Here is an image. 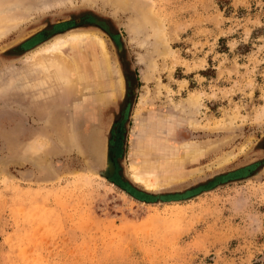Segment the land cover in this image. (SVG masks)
Instances as JSON below:
<instances>
[{
	"label": "rangeland",
	"instance_id": "1",
	"mask_svg": "<svg viewBox=\"0 0 264 264\" xmlns=\"http://www.w3.org/2000/svg\"><path fill=\"white\" fill-rule=\"evenodd\" d=\"M69 2L24 0L29 19L0 38V264H264V0ZM84 16L105 23L117 42L79 25ZM54 29L61 32L44 35ZM84 30L104 40L123 95L117 85L115 100L103 89L106 102L96 94L82 106L52 99L50 121L28 99L33 84L7 76L54 38ZM140 99L143 117L158 121V139L178 157L186 144L212 143L176 170L180 180L153 192L128 174ZM55 116L72 122V145L54 133ZM106 144L118 180L152 195L182 194L243 168L248 176L142 203L93 172L104 167Z\"/></svg>",
	"mask_w": 264,
	"mask_h": 264
},
{
	"label": "bare ground",
	"instance_id": "2",
	"mask_svg": "<svg viewBox=\"0 0 264 264\" xmlns=\"http://www.w3.org/2000/svg\"><path fill=\"white\" fill-rule=\"evenodd\" d=\"M69 3L72 4V0ZM24 7V0H0V38L9 33L12 28L29 19V16L23 12ZM52 7V4L45 5L41 10L45 13ZM84 31H71L64 36L54 38L23 60L27 69H15L13 74L7 76L6 82L8 81L9 84L18 81H22L26 85L33 84L34 97L36 102L41 104L40 112L37 114H44L47 110L50 113V121H53L54 112L49 110L51 105L48 103V98L53 99L55 104L66 102L69 99L76 106H82L86 104L91 95L96 94L98 96L96 100L106 102L108 99L103 89L109 86L112 91L109 99L115 100L118 97L117 85L120 88V95H118H123L122 75L118 68L113 70L104 40L95 32ZM88 66L93 68L95 79L89 77ZM114 74L118 77L116 82L111 80ZM144 80H149L148 73L144 75ZM40 98L45 102L41 103L43 100ZM194 102L190 103L193 107ZM138 106L134 116L136 124L131 136L134 140V150L129 156L128 174L134 183L146 191H158L180 180L176 170L186 162H194L203 156L212 143L203 142L204 144H200L199 147L195 144H186L183 146L182 156L178 157L176 152L168 150V147L158 139L160 133L158 121H154L152 124L143 117L144 102L142 99ZM35 121L37 120L35 119ZM57 122L60 125L58 127L56 126ZM53 124L56 126L54 133L57 135L59 132L63 136L61 137L65 138V142L71 144L74 138L72 122L69 120L65 122L63 118L55 116ZM165 131L171 132V127L168 126ZM34 151L39 150L37 148ZM228 161L229 158H224L218 165ZM171 172H174L175 175Z\"/></svg>",
	"mask_w": 264,
	"mask_h": 264
},
{
	"label": "water",
	"instance_id": "3",
	"mask_svg": "<svg viewBox=\"0 0 264 264\" xmlns=\"http://www.w3.org/2000/svg\"><path fill=\"white\" fill-rule=\"evenodd\" d=\"M84 24H94L97 28H99L100 30H102L103 32H105V34L109 35L111 37L112 40H114L115 42H117L116 37L112 36L109 33L108 30V26L103 23V22H99L98 20L91 18L89 16H84L83 18H81L79 25H84ZM63 26L65 27H70V26H76V24L74 23H65ZM61 32L58 29H54L52 31H48V32H44L45 36H49L50 34H54L55 32ZM25 48L21 47L18 49L19 52H23ZM120 140H121V135L119 132V136L117 137V143H116V148H118L120 146ZM108 144V143H107ZM106 144L105 147V154L103 155L104 158V167L97 169L96 171L93 170V172L95 174H97L98 176L110 181L113 184H116L117 182H119L116 172H117V167H116V163L115 160L113 158V150L108 149V145ZM248 176V169L247 168H243L240 169L238 171L235 172H231L228 173L226 175L220 176V175H215L212 178V181H210L209 183H207L204 186L198 187L196 189H193L191 191L185 192V193H174V194H167V195H152V194H148L145 192H140L135 190L134 188H132L131 186H129V191L131 193H133L134 195L138 196V198L140 200H143L145 202H148L150 204L155 203L157 201L159 202H174V201H178V200H182L185 198H189L191 196H194L196 194H199L201 192H205L208 190H211L212 188H214L216 185H218L219 183H224L226 181H232V180H240L243 178H246ZM127 187V185L125 186ZM128 188V187H127Z\"/></svg>",
	"mask_w": 264,
	"mask_h": 264
},
{
	"label": "trees",
	"instance_id": "4",
	"mask_svg": "<svg viewBox=\"0 0 264 264\" xmlns=\"http://www.w3.org/2000/svg\"><path fill=\"white\" fill-rule=\"evenodd\" d=\"M117 187H119L122 191H124L125 193H127L130 197H132L133 199H135V200H137V201H139V202H142V203H148V202H145V201H143V200H140L139 198H138V196H136V195H134L133 193H131L130 191H129V185L128 184H126L125 182H122V181H119V182H117L116 184H115ZM127 185V187H125ZM149 204V203H148Z\"/></svg>",
	"mask_w": 264,
	"mask_h": 264
},
{
	"label": "crops",
	"instance_id": "5",
	"mask_svg": "<svg viewBox=\"0 0 264 264\" xmlns=\"http://www.w3.org/2000/svg\"><path fill=\"white\" fill-rule=\"evenodd\" d=\"M17 83H18L17 86H22V83H23V82H22V81H20V82L18 81ZM25 91H27V92L30 94V96H31L30 98H29V96H28V99H29V100H32V99L36 100V99L34 98V95L31 94V90H25ZM22 92H23V91H22ZM40 100H43V99L40 98ZM50 100H52V99H49V98H48V103H50ZM43 101H44V100H43ZM44 102H45V101H44ZM38 103H39V102H38ZM38 103H37V105H38ZM34 106H35V105H34ZM38 106H39V105H38ZM33 109H35V107H33Z\"/></svg>",
	"mask_w": 264,
	"mask_h": 264
},
{
	"label": "flooded vegetation",
	"instance_id": "6",
	"mask_svg": "<svg viewBox=\"0 0 264 264\" xmlns=\"http://www.w3.org/2000/svg\"><path fill=\"white\" fill-rule=\"evenodd\" d=\"M34 42H35L34 40H30L29 42H26V43L24 44V47H23V48H25L24 50H27V48H28L31 44H33ZM125 80H126V90L128 91V88H129L128 77L125 76Z\"/></svg>",
	"mask_w": 264,
	"mask_h": 264
}]
</instances>
